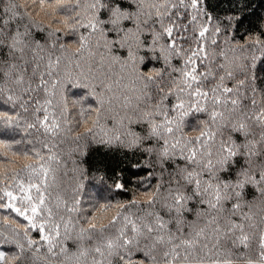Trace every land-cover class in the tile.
I'll return each mask as SVG.
<instances>
[{
    "label": "snow or ice",
    "instance_id": "1",
    "mask_svg": "<svg viewBox=\"0 0 264 264\" xmlns=\"http://www.w3.org/2000/svg\"><path fill=\"white\" fill-rule=\"evenodd\" d=\"M0 264H264V0H0Z\"/></svg>",
    "mask_w": 264,
    "mask_h": 264
}]
</instances>
